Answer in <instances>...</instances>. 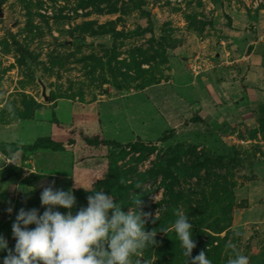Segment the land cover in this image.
<instances>
[{
    "label": "rangeland",
    "instance_id": "obj_1",
    "mask_svg": "<svg viewBox=\"0 0 264 264\" xmlns=\"http://www.w3.org/2000/svg\"><path fill=\"white\" fill-rule=\"evenodd\" d=\"M230 8L256 12L264 0H0V120L30 118L55 98H70L79 116L101 123L112 140L142 143L120 155L91 191L73 192V214L95 191L112 195L125 213L154 217L159 210V220L145 225L157 229V244L134 264H191L201 250L212 264H227L235 255L229 243L249 264H264V209L244 210L250 161L261 150L199 132L178 106L169 60L200 55L201 41L213 46L212 15ZM35 73L48 102L38 96ZM178 210L193 226L190 258L171 230ZM4 239L14 250V236ZM7 254L0 250V264Z\"/></svg>",
    "mask_w": 264,
    "mask_h": 264
},
{
    "label": "crops",
    "instance_id": "obj_2",
    "mask_svg": "<svg viewBox=\"0 0 264 264\" xmlns=\"http://www.w3.org/2000/svg\"><path fill=\"white\" fill-rule=\"evenodd\" d=\"M261 11L264 9L255 12L230 8L224 14L221 9L215 11L211 18L212 33L218 35L217 41H212L214 45L210 47L201 41L200 55L169 58L170 63L175 60L172 79L178 106L199 127V132L217 134L218 138L246 146L258 144L256 147L261 151H255L250 161L253 179L244 192L247 205L244 210L250 215L264 209ZM78 112V105L72 99L55 98L30 118L0 120V146L6 145L3 152L0 149V236L3 238L13 235L12 225L21 208L46 210L40 199L44 187L52 185L54 189L72 192L88 190L107 172L108 149L112 147L86 144L82 136L97 135L112 140L108 136L110 132L92 118L80 117ZM41 136L62 143L63 149L26 148Z\"/></svg>",
    "mask_w": 264,
    "mask_h": 264
},
{
    "label": "clouds",
    "instance_id": "obj_3",
    "mask_svg": "<svg viewBox=\"0 0 264 264\" xmlns=\"http://www.w3.org/2000/svg\"><path fill=\"white\" fill-rule=\"evenodd\" d=\"M94 193L87 198L88 206L73 214L76 198L72 190L44 187L40 196L41 205L46 208L43 214L34 208L27 211L21 208L16 216L12 225L14 250L8 249L7 241L0 236V250L8 251L3 264H134L133 257H140L144 249L157 244V229L147 231L145 225L149 220L153 224L159 220L158 209L154 217L151 212L135 209L125 213L112 195L103 191ZM58 207L69 211L63 214L54 210ZM175 215L171 230L176 232L184 255L190 258L196 247L192 223L183 211L178 210ZM168 231L169 228H161L159 232ZM226 246L235 253L227 264H249V258L236 250L234 244ZM135 264H140V260ZM191 264L212 262L201 250Z\"/></svg>",
    "mask_w": 264,
    "mask_h": 264
},
{
    "label": "trees",
    "instance_id": "obj_4",
    "mask_svg": "<svg viewBox=\"0 0 264 264\" xmlns=\"http://www.w3.org/2000/svg\"><path fill=\"white\" fill-rule=\"evenodd\" d=\"M165 134L162 135V137L160 138V140H163L168 136L171 135V131L167 130L164 131ZM82 139L84 140V142L86 144L89 145H98V144H103V145H108L113 147V149H115V151L110 153V157H109V163H108V168H107V172L112 169L113 165L115 164V162L117 161V159L120 157V155H122L123 153H126V150H131L134 149L137 146H142V143H137L135 141H128L125 143H119L113 140H107V139H103V138H98L97 135H93V136H82ZM138 139V137H137ZM6 145H2L0 146L1 151H4V147ZM7 146H12L11 144L7 145ZM39 147H47L50 148L52 150H62L63 149V145L60 142H53L50 139H48V137L45 136H41V137H37L34 142L30 145H27L26 148L28 150H33L35 148H39Z\"/></svg>",
    "mask_w": 264,
    "mask_h": 264
},
{
    "label": "water",
    "instance_id": "obj_5",
    "mask_svg": "<svg viewBox=\"0 0 264 264\" xmlns=\"http://www.w3.org/2000/svg\"><path fill=\"white\" fill-rule=\"evenodd\" d=\"M34 76H35V81L39 87V93H38L39 98H41L43 102H48L49 94L46 90L43 80L36 73L34 74Z\"/></svg>",
    "mask_w": 264,
    "mask_h": 264
}]
</instances>
